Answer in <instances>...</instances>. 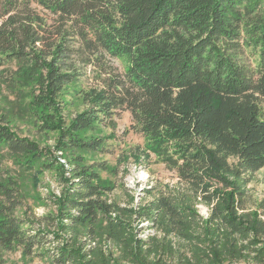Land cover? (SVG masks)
Returning <instances> with one entry per match:
<instances>
[{
  "label": "trees",
  "instance_id": "trees-1",
  "mask_svg": "<svg viewBox=\"0 0 264 264\" xmlns=\"http://www.w3.org/2000/svg\"><path fill=\"white\" fill-rule=\"evenodd\" d=\"M245 48L259 50L257 64ZM106 57L127 65L67 117L63 89L81 63ZM0 76L36 129L55 135L42 147L0 110V155L60 186L46 215L24 219L28 191L0 169L2 248L27 256L56 240V264H264V212L246 203L264 168V0H0ZM121 110L177 179L125 206L109 200L95 160ZM143 222L154 235L139 236Z\"/></svg>",
  "mask_w": 264,
  "mask_h": 264
},
{
  "label": "rangeland",
  "instance_id": "rangeland-1",
  "mask_svg": "<svg viewBox=\"0 0 264 264\" xmlns=\"http://www.w3.org/2000/svg\"><path fill=\"white\" fill-rule=\"evenodd\" d=\"M242 58L246 63L255 65L259 60V50L257 48H245ZM72 60H76V58H72ZM101 64L103 66L99 62L81 63L79 79L63 89L60 98L62 102H65V115L67 117H74L77 112L85 108L79 96H83L86 91L102 84L103 79L108 76L106 71H111L113 75L121 74L127 65V61L125 58L106 57L102 59ZM14 94L8 87L7 81L0 76L1 112H9L13 116L16 121L15 130L21 136L36 140L42 147L53 146L55 135L53 133H40L30 120L26 109L27 102L22 97H15L16 94ZM113 119L117 124L116 129L102 127L103 135L107 136L115 132L116 137L113 140L107 139V149L95 158L97 162L104 163L106 166V169L101 171V175L108 185L113 187L109 194V200L125 206L130 203V196H134L136 200L133 205L140 203L141 199L144 203L157 194L156 189L166 184L176 183L174 171L154 154H149L146 149L147 138L130 129L132 124L131 113L121 110L116 112ZM143 153L149 154V158ZM0 169H7L8 173L17 176L18 180L22 182L23 188L25 187L28 191L23 203L16 211L19 217L36 220L52 209L46 201L48 189L58 194L60 186L50 172L44 174L39 172L24 173L15 161L9 159V156L5 154L0 155ZM2 176L5 177L6 174H2ZM36 178L39 179L38 182H35ZM148 189L152 191V195L147 196ZM247 192V207L264 212V168L253 175ZM199 209L203 216H208L207 207L200 205ZM148 226L147 222L140 223L139 228L142 230L139 231V236L147 237L149 234H155V230H149ZM49 239L52 240L53 238L49 236ZM58 244V241L52 240L42 248L34 249L27 256L24 255L21 248L4 249L0 246V264H56L54 255Z\"/></svg>",
  "mask_w": 264,
  "mask_h": 264
}]
</instances>
